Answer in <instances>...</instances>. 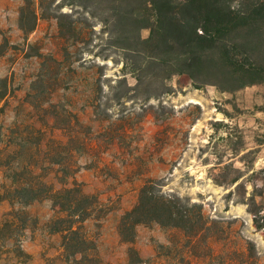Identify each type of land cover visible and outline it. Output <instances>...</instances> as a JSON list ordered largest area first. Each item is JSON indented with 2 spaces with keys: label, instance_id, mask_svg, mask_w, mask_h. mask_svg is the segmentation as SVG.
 <instances>
[{
  "label": "rangeland",
  "instance_id": "rangeland-1",
  "mask_svg": "<svg viewBox=\"0 0 264 264\" xmlns=\"http://www.w3.org/2000/svg\"><path fill=\"white\" fill-rule=\"evenodd\" d=\"M31 1L38 22L24 33L19 22L26 0H0V89L7 79L9 92L0 102V127L27 118L31 106L26 98L36 76L52 65L51 56L64 58L57 16L70 14L66 20H74L88 42L77 44L78 49L69 46L72 68L64 69L50 97L92 128L95 150L80 157L76 178L108 211L99 224L85 222L98 240L101 264H130L131 245L148 259L143 264H264V230L240 202L243 195L255 196L264 214V82L224 91L213 84L196 87L186 73H177L164 87L152 79L138 87L135 74L123 68L122 52L107 45V28L89 15V7L70 5L72 0L65 6L64 0ZM140 34L148 38L150 28ZM148 178L160 179L164 193L202 204L217 256H194L183 263L158 257L156 246L169 244V233L157 224L138 225L133 244L121 241L118 221L135 206ZM11 209L8 201L0 204V224ZM26 209L33 219L20 243L26 254L16 256L8 240L0 246V264H76L62 256L61 236L44 228L54 214L52 203L34 202Z\"/></svg>",
  "mask_w": 264,
  "mask_h": 264
},
{
  "label": "trees",
  "instance_id": "trees-1",
  "mask_svg": "<svg viewBox=\"0 0 264 264\" xmlns=\"http://www.w3.org/2000/svg\"><path fill=\"white\" fill-rule=\"evenodd\" d=\"M89 2L72 0L70 5L89 7V15L104 23L107 45L122 52L123 68L135 74L138 87L147 79L157 80L164 87L165 81L177 73H186L196 87L213 84L224 91L264 82V0ZM57 18L64 58L51 56L52 65L36 76L26 98L31 106L27 118H16L5 129L0 127V142L4 143L0 149L4 178L0 204L8 201L12 208L0 224V246L9 240L16 256H24L20 243L33 221L26 208L48 200L54 214L44 228L61 236L62 256L76 264H101L98 240L85 222L94 219L99 224L108 211L76 178L82 168L80 157L95 150L92 128L76 112L50 97L60 86L64 69L72 68L69 46L78 49L77 44H85L88 39L74 20H66L70 14L61 12ZM37 22V7L26 0L20 10V29L24 33L32 31ZM144 27L150 28L148 38L140 34ZM70 40L74 42L70 44ZM1 81L0 102L9 94L7 79ZM240 202L248 205L255 225L264 230V214L255 196L243 195ZM141 224H157L169 233V244L156 246L158 257L183 263L194 256L203 260L217 256L210 245L213 235H208L212 225L202 204L164 193L160 179L145 180L135 206L120 217L117 228L121 241L133 244ZM128 254L130 264L148 262L133 245Z\"/></svg>",
  "mask_w": 264,
  "mask_h": 264
}]
</instances>
